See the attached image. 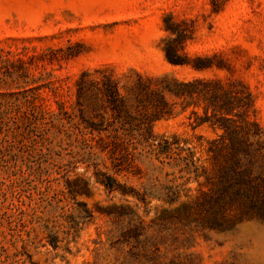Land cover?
Here are the masks:
<instances>
[{
  "label": "rangeland",
  "instance_id": "obj_1",
  "mask_svg": "<svg viewBox=\"0 0 264 264\" xmlns=\"http://www.w3.org/2000/svg\"><path fill=\"white\" fill-rule=\"evenodd\" d=\"M167 37L188 64L166 59ZM197 57L211 66L196 69ZM85 73V117L109 132L126 113L99 90L106 76L135 127L139 75L208 82L216 106L168 94L173 112L152 126L194 162L152 151L115 166L81 131ZM220 117L246 147L238 169L255 173L246 153L264 141V0H0V264H264V217L244 195L254 186L213 195L235 166Z\"/></svg>",
  "mask_w": 264,
  "mask_h": 264
},
{
  "label": "trees",
  "instance_id": "obj_2",
  "mask_svg": "<svg viewBox=\"0 0 264 264\" xmlns=\"http://www.w3.org/2000/svg\"><path fill=\"white\" fill-rule=\"evenodd\" d=\"M166 29L174 32V29L171 27L167 26ZM175 39L176 38L171 37L165 38L167 43L163 46V51L166 59L172 64H188V61H186L179 52L181 43L179 45L172 44V41H175ZM179 41L182 42L181 38H179ZM196 59L197 62L192 64L196 69H205L211 66V63H207V57H197ZM159 79V82L154 85V77L139 75L137 82L132 88L136 101L135 106L138 108L139 114L141 115L136 127L131 123V119L135 118L130 112V108L133 105L129 106L126 102L122 104L117 102V81L112 76H106V78L103 79L99 85V90L105 96L111 109L115 110V112L124 110L126 113L121 121L123 131L114 130L113 132H109V128L104 127L101 122H94L85 117L84 106L81 99L89 93V87L86 83V73L83 74L78 81L77 106L80 116L79 124L81 131L85 134L90 133L92 138L98 137L96 140L100 144L99 146L104 150H108L115 166H119L121 159H133L138 155H143L144 153L152 151H156L158 156L165 155V158H168L167 162L175 160L176 164H183V167H188L194 162L192 153L185 148L180 146L173 147L171 143H168L167 139L156 141L152 126L154 121L172 114L173 103L167 99L168 94L182 97L193 96L194 94L203 95L209 100L211 105L216 106L217 92L216 90L211 91V85L206 81L202 83V80L199 78L182 81L175 77L170 79L167 76H163ZM198 83L202 85H198ZM118 116L120 117V114H118ZM220 118L221 120L218 119L220 122L219 124L225 128L226 135L230 140V154L235 166L232 169V175L223 178L226 182L220 181L216 184V190H214L213 195L215 198L224 196L227 190H230L233 184L236 183L243 182L251 184L254 186L253 195L244 194L247 199L251 197V199H249L250 206L247 210L264 217V190H260L261 184V186L264 187V152L261 151L264 148V141L258 140L260 144H258V147L253 146L252 149H249V147L247 149L246 154L250 155L251 161L259 163L255 173L252 171L253 169L251 167L238 169L241 162L240 151L244 150L246 147H243V144L238 141L235 134L236 131L228 118ZM209 120V117L204 116L198 120L197 123L200 124ZM252 124L256 127L258 126L256 121H252ZM135 130L138 131V134L133 133ZM106 136H112L113 140H104ZM162 141H164V143ZM257 179L260 181L255 182ZM112 182V177L110 175H105V183L110 185ZM237 194H241L240 189H237ZM210 210L212 211V208L209 205V211Z\"/></svg>",
  "mask_w": 264,
  "mask_h": 264
}]
</instances>
